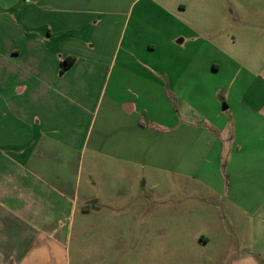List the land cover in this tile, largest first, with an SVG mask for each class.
<instances>
[{
    "label": "crops",
    "instance_id": "0c3cea01",
    "mask_svg": "<svg viewBox=\"0 0 264 264\" xmlns=\"http://www.w3.org/2000/svg\"><path fill=\"white\" fill-rule=\"evenodd\" d=\"M141 170L211 195L198 247L264 264V0H0V264H85L65 224L133 212L109 186Z\"/></svg>",
    "mask_w": 264,
    "mask_h": 264
},
{
    "label": "rangeland",
    "instance_id": "374dc122",
    "mask_svg": "<svg viewBox=\"0 0 264 264\" xmlns=\"http://www.w3.org/2000/svg\"><path fill=\"white\" fill-rule=\"evenodd\" d=\"M177 46L172 50L161 48L156 53L150 54L146 52L121 53L117 54V60L120 62L123 56H128V60L135 62L157 65L174 63L181 60L180 47ZM159 71L162 73L164 70ZM193 167L191 166L192 169ZM145 174L149 175L148 178L144 177ZM132 180L126 176L121 181L114 182V179H111L109 191L112 190L114 193L115 183L118 187H123L125 191L129 188L133 189L139 205L133 212L122 216L119 214L121 211L115 212L89 204L94 211H104L100 214L93 213L86 225H80L83 210H79L77 217L65 224L66 236L68 235L65 240L70 241L71 250L73 252L77 250L76 253L85 261V264H105L115 259L123 264H131L136 260L139 264H148L146 246L148 240H152L155 245L153 264L227 263V258L233 254L232 248L236 246L232 240H212L213 244L207 248H200L195 239V236L199 235V229L195 226L196 217L194 215L196 211H199L200 205L204 206L205 212L210 210L207 209L209 208L208 202L212 203V200H209L211 195H203L204 198L201 201L196 195L189 196L199 192L197 183L190 180L180 182L174 177L171 180H164L157 176L153 178L142 170L138 179ZM121 183L122 186H120ZM127 183H130L128 187ZM99 187L96 189L97 193ZM183 191L191 193L185 194ZM129 198L130 194L126 192L118 200L114 198L110 205L122 206ZM170 204L172 207H167ZM101 215H103L101 219L103 223L100 221ZM191 215L193 217H190ZM222 241H225L224 245L221 244Z\"/></svg>",
    "mask_w": 264,
    "mask_h": 264
},
{
    "label": "trees",
    "instance_id": "16d2710c",
    "mask_svg": "<svg viewBox=\"0 0 264 264\" xmlns=\"http://www.w3.org/2000/svg\"><path fill=\"white\" fill-rule=\"evenodd\" d=\"M74 61V60H73ZM70 66V64L69 63H65V68H63V70L61 71V73H64V71H65V69L67 68V67H69Z\"/></svg>",
    "mask_w": 264,
    "mask_h": 264
}]
</instances>
